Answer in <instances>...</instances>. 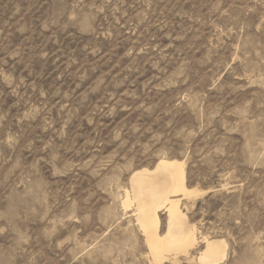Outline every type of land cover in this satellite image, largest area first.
I'll use <instances>...</instances> for the list:
<instances>
[{
  "label": "rangeland",
  "instance_id": "rangeland-1",
  "mask_svg": "<svg viewBox=\"0 0 264 264\" xmlns=\"http://www.w3.org/2000/svg\"><path fill=\"white\" fill-rule=\"evenodd\" d=\"M163 158L203 191L163 264H264V0H0V264H158L122 201Z\"/></svg>",
  "mask_w": 264,
  "mask_h": 264
},
{
  "label": "bare ground",
  "instance_id": "bare-ground-1",
  "mask_svg": "<svg viewBox=\"0 0 264 264\" xmlns=\"http://www.w3.org/2000/svg\"><path fill=\"white\" fill-rule=\"evenodd\" d=\"M185 161L163 158L153 169L144 168L131 176V190H126L123 207L135 206L136 220L144 233L154 261L174 259L198 243L196 226L181 208L183 199H194L200 189L190 188L186 182ZM168 212L166 232H162L160 211ZM228 257V243L224 239H206L201 260L206 264H219ZM172 260V259H171Z\"/></svg>",
  "mask_w": 264,
  "mask_h": 264
}]
</instances>
